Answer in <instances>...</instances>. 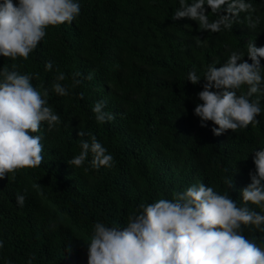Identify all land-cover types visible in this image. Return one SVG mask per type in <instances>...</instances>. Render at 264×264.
<instances>
[{
    "label": "trees",
    "instance_id": "16d2710c",
    "mask_svg": "<svg viewBox=\"0 0 264 264\" xmlns=\"http://www.w3.org/2000/svg\"><path fill=\"white\" fill-rule=\"evenodd\" d=\"M78 2L76 20L48 27L28 60L0 56V70L16 63L22 73L40 74L32 83L49 90L48 103L61 118L57 128L48 131L42 123L37 133L43 138L42 164L18 171L15 180L0 179V264H28L33 254L32 264H87L94 223L122 229L141 203L172 199L193 183L228 193L240 206L241 192L251 183L249 173H255V152L264 149V98L256 118L260 123L235 133L214 136L211 129L217 126L209 121L202 128L194 115L209 64L222 66L231 51L244 52V60L252 63L247 43L264 47V0H251L257 9L253 15L261 21L255 30L246 27L242 14L231 31L220 33L201 32L188 18L173 21L179 0ZM49 61L52 71L45 70ZM57 70L65 73L61 83L68 86V96L51 91ZM192 70L201 78L196 85L188 81ZM75 72L82 74V83L72 88ZM97 101L106 102L113 121L95 122L92 107ZM81 130L107 148L114 167L93 168L91 153L81 168L68 164L81 150L79 141L90 140L79 137ZM24 189L20 208L16 194ZM244 234L257 243L264 238L252 227Z\"/></svg>",
    "mask_w": 264,
    "mask_h": 264
},
{
    "label": "clouds",
    "instance_id": "9594fccd",
    "mask_svg": "<svg viewBox=\"0 0 264 264\" xmlns=\"http://www.w3.org/2000/svg\"><path fill=\"white\" fill-rule=\"evenodd\" d=\"M80 10L78 0H0V56L11 61L28 60L48 27L72 24ZM256 11L251 0H179L171 19L188 18L197 22L201 32L220 33L231 31L244 14L246 27L255 30L261 22L253 15ZM210 15L215 18L210 19ZM195 39L200 46L202 41ZM246 48L252 63L244 60V52L231 51L226 63L220 67L209 64L204 72L206 83L198 93L202 103L195 106L194 115L202 128L209 121L217 126L211 129L214 136L260 123L256 118L264 98V47L248 42ZM52 68L51 61L45 64L46 71ZM81 75L72 74V88L82 83ZM39 76L38 72L22 73L16 63L0 70V179L11 176L15 180L18 171L38 168L44 160L43 138L37 134L41 124L46 123L48 131L61 124L60 116L48 103L49 90L41 91L32 83ZM92 78L89 73L87 79ZM65 79V73L57 70L51 91L61 97L70 95L68 86L61 83ZM200 80L195 70L188 73L193 85ZM213 88L218 91H211ZM243 88L246 91H241ZM79 98L83 99L84 94L80 93ZM105 107V101H97L92 107L98 125L115 119ZM78 135H88L90 140L79 141L81 150L68 161L69 165L81 168L91 153L93 168L114 167L113 155L95 135L82 130ZM253 163L255 173H249L251 183L241 192L240 206L228 193L221 194L199 182L175 192L172 199L141 203L128 215L122 229L94 223L87 243V264H264V238L257 243L244 234L248 227L264 233V213L250 207L264 210V149L255 152ZM227 184L233 187L232 179ZM26 193L24 189V194H16L20 208ZM3 246L0 241V248ZM34 259L33 254L28 264Z\"/></svg>",
    "mask_w": 264,
    "mask_h": 264
}]
</instances>
